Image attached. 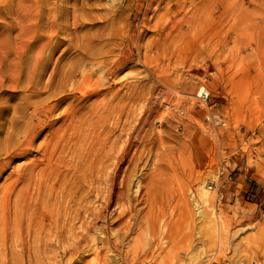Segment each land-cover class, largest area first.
<instances>
[{
    "label": "rangeland",
    "instance_id": "obj_1",
    "mask_svg": "<svg viewBox=\"0 0 264 264\" xmlns=\"http://www.w3.org/2000/svg\"><path fill=\"white\" fill-rule=\"evenodd\" d=\"M33 102V148H14ZM80 123L86 133L68 134L66 154L75 150L63 160L93 165L95 183L79 187L102 218L86 229L76 220L73 249L41 256L33 231L38 215L50 223L49 200L36 202L33 188L24 200L19 170L41 158L53 130L61 142ZM9 159L0 264H264V0H0V162Z\"/></svg>",
    "mask_w": 264,
    "mask_h": 264
},
{
    "label": "bare ground",
    "instance_id": "obj_2",
    "mask_svg": "<svg viewBox=\"0 0 264 264\" xmlns=\"http://www.w3.org/2000/svg\"><path fill=\"white\" fill-rule=\"evenodd\" d=\"M26 105L28 106L26 111H29V116L26 117L25 122H24V124H22V127H21V130L25 129V131H24L23 135L20 138H18V140L12 146L15 148L18 145L22 150L31 151L33 148L32 144L34 143V141L38 135L36 128L41 127V123L39 120V116L41 114H40V110L35 108L36 104H34V102L28 103ZM25 107H23V108H25ZM19 111H21L20 108H16L15 113L12 115V117L9 121L10 131L6 134V138H5L6 139L5 142H7V143H9L12 140L13 135L15 134V132H17L18 128L16 126V123L19 121H18V118L16 115H18ZM48 111L50 113V110L47 108L42 112H44V114L46 115ZM52 111L53 110H51V112ZM29 117H31V118L29 119ZM84 124L85 123H80L79 126H74V125H70V124L67 125V127L65 129L66 132H63L60 135L61 142H59L57 140L58 128L53 130V132L50 133L49 136L43 142L41 158L37 161H32L27 168H21V170H19V172H23V171L26 172L27 176H28V178L25 181V185H24V189H25L24 195H23L24 200L30 199L32 197L30 188H33L36 191V196L32 197L35 199L36 202L42 201L45 197L48 198V200H49L46 207H47L49 214H50V217H51L50 223L49 224L45 223L42 218H41V221L39 223L41 215H38L35 218L36 219V225H35V229L33 231V235H36V239H37V246H38L37 252L41 256H46L47 253L57 254L59 250H61L63 252V251H68V250L73 249L72 246H73V243L75 242L74 240H77V234L75 232L73 233V224L76 220H78L81 225L85 224L84 228L86 229L87 227H90L91 224H92V226L95 225L96 222L100 218H102L100 216V214H98V213L93 214L90 212V210L88 209V203L89 202L87 201L86 193H85V191H83L80 188L84 185H87V183H93V182L95 183L96 178L94 177V179H92V174H91L93 172V170H91V168L93 169V165L92 166H86L85 162L83 161V162H81L80 166H78V165L74 166V164L72 162H67V161L65 162L63 160V158H65V155L72 158V155H73L74 150H75L74 148L72 150L70 148L71 152L69 150V152L66 154V152L68 151V149H67L68 146L66 145L68 134L71 133V134L75 135V134H78V132H80L81 137L83 138V133H86V129H84L85 128ZM76 136H75V139H76ZM84 139H85V137H84ZM83 142H85V141H83ZM71 143H73V142H71ZM68 145H70V144L68 143ZM71 146H73V145L71 144ZM76 146H77V143H76ZM99 153H101V152H99ZM17 154H19V153H14L13 150L11 151V156L15 157ZM13 157H11V158H13ZM96 159H99V158H96ZM10 161L11 160L9 159V161L7 163H3V162L1 163L0 162V169L2 168V166L4 167L5 165L9 164ZM71 170L75 171L74 174L76 177L74 179L70 178V180H69V178L66 176V174L70 173ZM96 173L99 174L100 173L99 170H97ZM62 174H64V175L62 177L58 178V175H62ZM114 174H115L114 175V178H115L117 176V174L116 173H114ZM78 175H80L79 178H78ZM105 178H106V176H105ZM97 183H98V181H97ZM112 186L115 187V181L112 182ZM79 189L82 190V192H81V195H78V199H79V203L77 204L78 210L72 211L69 205L73 202L72 199L76 196V192ZM96 189L98 190L99 188L97 187ZM112 197H113V199H116V201H117L119 194H117L116 192H113ZM95 200H96V198H95ZM120 207H122V205L114 207L113 210L111 211L112 213L115 211L116 214H118V216H117L118 220L126 217V214H125L126 212L123 211V209H120ZM128 215H129V213L127 214V216ZM130 215H131V213H130ZM32 219H33V214H32V216H30L29 222H31ZM86 220H89V222L86 223ZM124 222L125 221H123V223ZM133 222L130 225V229L133 225ZM38 223H39V226H38V229L36 231V226L38 225ZM138 227H137V229H138ZM130 229L129 230H128V228L122 229L121 230L122 234L116 235V244L120 245L121 243H123V241L130 238V236H129L130 235L129 231H131ZM132 229H133V227H132ZM136 231H138V230H136ZM50 237H52L55 240L54 244H51L49 242L47 243V240ZM64 238H68V240L72 241V244H70V245L67 244V246H66L65 243H67V242H65ZM94 239H95V237H94ZM128 240H127V243H130V242H128ZM131 240L133 242H136V243L138 242V240L135 238H131ZM131 244L129 246V249H130V247L132 248ZM128 245H127V248H128ZM151 245H153V243ZM125 248H126V246H125ZM127 248H126V251H127ZM131 250H133V249H131ZM122 253H125V250ZM128 255H129V253H128ZM122 257H124V256H122ZM126 257L123 259L126 260ZM143 257H145V256H143ZM117 258H118V260L116 259L115 260L116 262L109 260L107 257L101 258V260L103 262L102 264H119V262L121 261V256H119ZM128 258H130V257L128 256ZM54 259H55V257H54ZM122 261H124V260H122ZM130 261H131V259H130ZM141 261H140V264H141Z\"/></svg>",
    "mask_w": 264,
    "mask_h": 264
},
{
    "label": "built area",
    "instance_id": "obj_3",
    "mask_svg": "<svg viewBox=\"0 0 264 264\" xmlns=\"http://www.w3.org/2000/svg\"><path fill=\"white\" fill-rule=\"evenodd\" d=\"M196 99H197V102L202 105V106H206L208 104V100H209V94L205 91V90H202L199 92V94L196 96ZM212 120H214V117L211 118L210 116H208L206 118V123L207 124H211L212 123ZM222 160V158L220 159V161ZM226 161L223 160L222 163H221V166L217 168V171H216V177L217 178H221L223 176V167L227 168V165L225 164ZM228 179H230V177H228ZM212 187H210L211 189Z\"/></svg>",
    "mask_w": 264,
    "mask_h": 264
}]
</instances>
